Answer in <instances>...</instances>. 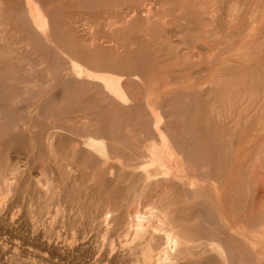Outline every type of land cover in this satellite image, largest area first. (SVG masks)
I'll list each match as a JSON object with an SVG mask.
<instances>
[{
    "label": "rangeland",
    "instance_id": "obj_1",
    "mask_svg": "<svg viewBox=\"0 0 264 264\" xmlns=\"http://www.w3.org/2000/svg\"><path fill=\"white\" fill-rule=\"evenodd\" d=\"M7 1L10 11L2 15L0 19V178L6 176L8 185L12 184L9 186L14 188L9 190V194L5 195V198L7 196L5 202L0 204V264H42V262L43 264H62V262L63 264H113L109 256L115 251L118 255L123 252L122 264H135V257L133 258L131 254L134 251L133 244L128 246L125 243L129 236L123 230L113 232L112 229L108 230L110 227L106 224L101 225L103 216L113 209V203L117 201L120 204L118 213L126 209L146 212L150 208L148 204L163 194L167 196H165L166 204L171 212V219L174 218L173 220L191 238L201 239L200 247L197 244L198 248L196 244L191 247L184 246L176 257V260H179L176 264H202L203 262V264L215 262H217L215 264H228L230 261L229 264H260L259 255H255L256 252L249 246L250 243L244 244L233 238L226 226L222 224L220 217L216 218V215L219 216L218 210L215 208V203L210 200L208 192L214 195L216 190V180L210 175L217 176L219 168L217 156L220 130L225 127L229 131L226 140L228 146L235 144L236 138L239 137V134H234V126L230 122L220 125L217 118L222 114L229 116L230 113L226 111H230V105L236 99L238 113L236 116L241 115L244 119L246 116L256 117L250 124L242 120V127L239 126L238 130H242L243 133L248 129L252 131L255 135L253 143L256 146L264 141V133L255 134L262 126L259 127L260 118L253 113L254 108L258 106L253 99L264 97V0H154L156 7L149 21L137 23V26L133 25L127 31L115 35L119 49L117 45L103 46L98 43L103 48L95 50L101 58H110L108 61L119 67L122 66L123 70L120 68L111 70L117 75L124 74L126 68L128 69L126 73L129 75L136 74L140 70H134L136 68L132 66L135 63L145 65L143 66L145 69L149 68L148 66L154 68L149 75L145 74V69L138 73L142 75L144 72L142 76L134 75L135 83L130 75V80L128 78L125 82V98L104 91V85L97 78L90 79L87 76L78 78L74 73L73 64L69 60L62 59L63 57L57 62L60 67L57 63L54 64L55 66L52 65L53 61L45 62L47 58H50L49 52L38 40L28 38L27 33L22 32L26 29L19 21L22 12L14 10L19 0ZM42 1L45 5L50 4L49 7L52 9L55 8L53 11L47 6L43 9L44 12L49 9V12L47 11L49 15L47 12L45 15L50 25H47L49 29L48 27L46 29L55 31L58 37L57 46H60L61 53L69 50L73 45L75 51H81L80 49L85 45L82 48L84 54L87 59H93L96 52L94 49H89L90 43L86 40L91 39L92 36L97 39L107 37V40H110L106 32L109 28L102 20L111 13L114 16L130 13V10L126 11V9L130 7L133 0ZM140 1L143 3L145 0ZM113 4L116 6L113 7ZM56 14L59 16L57 17ZM23 16L26 17V14ZM123 27L128 28L127 24ZM162 48L165 49L162 50ZM213 52L216 55H213ZM52 55L51 57L54 58L53 53ZM162 61L165 62L164 65ZM90 66H92L90 62H87L86 70ZM130 68L136 73H131ZM94 70L100 73L96 72V77L105 76L103 72ZM117 71L121 73L118 74ZM136 76H138L137 79ZM148 87L150 92L145 90ZM149 104L155 106L151 107ZM240 112L242 114H239ZM261 115H264V112H260ZM100 130H104L102 134ZM53 132H59V136L48 140ZM206 135L207 138H204ZM161 136H165L166 143L173 153V159L170 158V160L168 157L166 159L168 165L175 166L170 174L163 173L165 169L160 170L156 165L151 164L146 153V149L153 145L161 148ZM89 138H91L90 141L92 140L91 143ZM86 140L88 142L85 143L88 145L86 149L95 147L93 143L96 142L95 140L100 141L96 144L102 143L99 146L108 144L116 159L104 162L102 147L98 146V148L97 145L96 148L88 149V151L91 150L89 153L92 157L88 151L85 156L79 153L82 149L84 150L79 143L83 141L81 146L85 145ZM19 141L29 146L23 143L21 146ZM12 144L17 145L15 147H19V150L13 148ZM254 145L250 147L243 145L242 149L249 152L248 149ZM30 146L31 150H28ZM21 147H24L23 149L28 147L25 149L28 153L27 151L22 153ZM99 152H102V155H98ZM95 153L102 157L95 159L97 156ZM140 171L143 173L141 174ZM139 174H144L141 178L148 182L152 180L151 184L155 187L150 182L141 180ZM145 174L148 176L145 177ZM40 180L44 183L43 187L40 186L42 189L35 187V182ZM242 185L245 187V184ZM49 187L52 191L46 210L41 203L45 199L39 201L37 196L40 191L44 193ZM143 187L145 193L142 192ZM206 193L208 196L205 195ZM256 196L257 194L254 193L253 201L251 199V202L245 205L244 211L237 212L246 218V222L242 223L243 228L253 224L258 225L260 222L257 220L264 217V205L257 202ZM239 206L242 207V205ZM33 209L37 211V215H41V218L29 215ZM241 211L243 213H240ZM214 217L217 220H213ZM53 221L56 222L55 227ZM218 222L222 225L221 229ZM211 224L214 229H209L210 226L212 227ZM50 227L52 228L49 229ZM201 230L206 235L203 236ZM209 233L218 239L208 236ZM44 235L47 236L46 241ZM40 237L44 242L39 239ZM207 237H210V240L205 244ZM50 240L53 242L51 243ZM70 241L73 244H70ZM210 241L211 243L218 241L216 244L221 246L213 243L218 246L216 247ZM209 244L216 247L215 249L218 248L219 251L212 249ZM73 245H75L74 248ZM205 245L209 246L212 252ZM202 247L206 250L203 251ZM131 249L133 251L129 252ZM208 249L211 253L209 251L207 253ZM220 249L223 251L221 252ZM110 250L113 252L111 253ZM196 250L197 254L194 255ZM198 252H203L205 255L201 256ZM216 252L221 254L222 259ZM126 253L130 254L124 255ZM223 253L226 257L222 255ZM217 255H219L217 258L224 262L217 261L215 257ZM227 257L230 260H227ZM254 258H257V262Z\"/></svg>",
    "mask_w": 264,
    "mask_h": 264
},
{
    "label": "bare ground",
    "instance_id": "obj_2",
    "mask_svg": "<svg viewBox=\"0 0 264 264\" xmlns=\"http://www.w3.org/2000/svg\"><path fill=\"white\" fill-rule=\"evenodd\" d=\"M42 0H19V4L16 8H14V10H19L22 12V14L19 16L21 20L20 23L21 25L24 24L25 26V31H22V32H25L27 33V36L28 38L30 37L31 39H36L38 40L40 43H42L41 46H43V48L45 50H47L49 52V55H50V58H47V60H45V62L47 61L48 63H50L51 61H53V64L54 65L55 63L58 62V59L62 58V59H66V60H69L74 66V73H76V75L78 76V78H82L84 76H87L89 77L90 79H94V78H97V80H100L101 83L104 85V88L103 90L112 95H117L118 97H122V98H125L126 96V87H125V82L128 80V78L130 77V75H132V79H133V76L138 74L140 71H143L145 68L143 66L145 65H142V64H137L135 63L132 67H135L136 69L134 70H137L139 72H135L134 70H132L130 68V72L131 73H136V74H128L126 73V70L128 71V69H124V74H120L121 71L123 70L121 67H119L117 64L113 63V62H110L108 61L109 59H103L101 58L97 52L95 50H101L103 47L102 46H99L98 43H100V45L102 44L103 46L105 44L107 45H111V46H114L117 45V48L119 49V46H118V43L115 41V35L119 34V32H125L127 31V29H129L131 26L133 25H136L137 26V23H140L142 21H146V20H150V18L152 17L151 13L152 11L155 9L156 7V2L154 0H145L143 3L140 1V0H133L130 7H128L126 9V11H129L130 10V13L127 12L124 13V14H118V16H114L112 15H107L102 21H105L107 24V28H109V31H106L107 32V35L110 37L109 39L110 40H107L108 38L107 37H103L101 39H97L96 37L92 36L90 37L91 39L89 40H86V41H89L90 45L88 46L89 49H94V51L96 52L94 55H93V59H87L86 57V54H84L83 52V46L80 50L81 51H75V47L73 45L72 48H70L69 50H66L64 52L61 53L60 51V46L58 47L57 46V41H58V37L55 35V31L54 30H47L46 28L50 25L48 23V18H46L47 16L45 15L46 12L49 10V9H46V12H44L45 10L43 8H45L46 6L49 7V5H46L43 4L41 2ZM47 1V0H46ZM57 1V0H56ZM67 1V0H66ZM72 2V1H71ZM83 2V1H82ZM94 2V1H93ZM121 2V1H120ZM101 3V2H100ZM52 4V3H51ZM59 4V3H58ZM93 4V3H92ZM74 5V4H73ZM106 5V4H105ZM54 6V5H52ZM103 7V5H101ZM116 5L113 4V7H115ZM58 7V6H57ZM62 7V6H61ZM51 8V7H49ZM60 8V7H59ZM118 8V7H117ZM52 9V8H51ZM50 9V10H51ZM55 10V8H53ZM52 9V11H53ZM121 9H124V8H121ZM13 10V9H12ZM7 11H10V7H9V4H8V1L7 0H0V19L2 17V15L6 14ZM51 11V12H52ZM125 11V12H126ZM25 12V13H24ZM49 12V11H48ZM47 12V14L49 15V13ZM116 12V11H115ZM105 13V12H104ZM15 14V13H14ZM26 14V17H24L23 15ZM53 14V13H52ZM55 14V13H54ZM19 15V14H17ZM51 15V13H50ZM57 15V14H56ZM52 16V15H51ZM59 15H57L58 17ZM67 16H71V15H68ZM210 16V15H209ZM16 17V16H15ZM49 17V16H48ZM64 17V16H63ZM66 17V16H65ZM75 17V16H74ZM72 17V18H74ZM77 17V16H76ZM79 17V16H78ZM100 17V16H99ZM18 18V17H17ZM24 18V19H23ZM50 18V17H49ZM84 18V16H83ZM82 18V19H83ZM87 18V17H86ZM97 18H98V15H97ZM232 18V17H231ZM28 19V20H27ZM67 19V18H66ZM69 19V18H68ZM77 19V18H76ZM80 19V17H79ZM81 19V20H82ZM88 19V18H87ZM92 19V17H91ZM17 20V21H18ZM70 20V19H69ZM68 20V21H69ZM73 20V19H72ZM75 20V19H74ZM86 19H84L85 21ZM230 20V19H229ZM232 20V19H231ZM16 21V22H17ZM54 21V20H53ZM234 21V20H233ZM92 22V21H91ZM57 23V22H56ZM55 23V24H56ZM65 23V22H64ZM71 23V22H69ZM79 23V22H78ZM166 23V22H165ZM230 23V22H229ZM254 23V22H253ZM77 24V23H76ZM84 24V23H83ZM82 24V26H83ZM90 24V23H89ZM87 24V25H89ZM92 24V23H91ZM128 26V28H125L123 27V25H126ZM228 24V23H227ZM0 25H1V22H0ZM48 25V26H47ZM70 25V24H69ZM69 25L67 27H69ZM86 25V26H87ZM94 25V24H93ZM103 25V24H102ZM52 26V25H51ZM72 26V25H71ZM77 26V25H76ZM99 26V25H98ZM258 26V25H257ZM21 27V26H20ZM66 27V28H67ZM56 28V27H55ZM71 28V27H70ZM73 28V27H72ZM99 28V27H98ZM105 28V29H107ZM202 28V27H201ZM18 29V28H17ZM20 29V28H19ZM24 28H22L23 30ZM49 29V27H48ZM93 29V28H92ZM171 29V28H170ZM169 29V30H170ZM68 30V28H67ZM74 30V29H72ZM87 30V29H86ZM91 30V29H90ZM104 30V29H103ZM108 30V29H107ZM167 30V29H166ZM73 32V31H72ZM88 32V31H87ZM86 32V33H87ZM91 32V31H90ZM170 32V31H169ZM81 33V32H80ZM93 33V31H92ZM74 34V33H73ZM167 34V33H166ZM76 35V34H75ZM82 35V34H81ZM92 35V34H91ZM96 35V34H95ZM78 36V35H77ZM87 36V35H86ZM157 36V35H156ZM22 37V36H21ZM25 37V36H24ZM66 37V36H65ZM82 37V36H81ZM84 37V36H83ZM80 38V37H78ZM88 38V37H87ZM165 38V37H164ZM168 38V37H167ZM9 39V38H8ZM23 39V38H22ZM30 39V42H32ZM16 40V39H15ZM3 41V39H2ZM6 41V40H5ZM65 41V40H64ZM85 41V42H86ZM8 42V41H7ZM114 42H116L115 44H113ZM157 42V41H156ZM3 43V42H2ZM24 43V42H23ZM26 43V42H25ZM24 43V44H25ZM39 43V44H40ZM249 43V42H248ZM5 44V43H3ZM18 44V43H17ZM65 44V43H63ZM62 44V45H63ZM1 45V43H0ZM34 46V45H33ZM40 46V45H39ZM193 46V44H192ZM202 46V45H201ZM102 47V48H101ZM199 47V46H198ZM100 48V49H99ZM193 48V47H192ZM165 49V48H162V50ZM107 50V49H106ZM114 50V49H113ZM148 50V49H147ZM161 50V51H162ZM206 50V49H204ZM43 51V50H42ZM164 51H167V50H164ZM46 52V51H45ZM44 52V53H45ZM105 52V51H104ZM52 53L54 54V58H52L51 56ZM114 53V52H113ZM212 53V52H210ZM43 54V53H42ZM161 54V53H160ZM215 53L213 52V55ZM216 55V54H215ZM46 56H48L46 54ZM238 56V55H237ZM241 56V55H240ZM142 57H143V54H142ZM175 57V56H174ZM183 57V56H182ZM239 57V56H238ZM129 58V57H128ZM146 58V56H145ZM149 58V57H148ZM172 57H170L171 59ZM195 58V57H194ZM211 58V57H210ZM233 58V57H232ZM243 58V57H242ZM151 59V57H150ZM88 60V61H87ZM154 60V59H153ZM174 60V58H173ZM165 61V60H164ZM166 61H168L166 59ZM165 61V62H166ZM171 61V60H170ZM87 62H90V64L92 66L89 67V69L86 70V66L85 67V64ZM149 62V60H148ZM163 65H164V63ZM229 62V61H228ZM147 63V62H146ZM150 63V62H149ZM137 64V65H136ZM153 64V63H152ZM160 64V62H159ZM56 65V64H55ZM54 65V66H55ZM70 65V64H69ZM149 65V64H147ZM162 65V64H161ZM42 66V65H41ZM57 66L60 67V65H58L57 63ZM56 66V68H57ZM66 66V65H65ZM159 66V65H158ZM58 67V68H59ZM94 67V68H93ZM149 68L146 67V69L144 70V72L146 71L145 74L148 73V75L150 74V72H153L154 68L148 66ZM163 67V66H162ZM54 68V67H53ZM122 69L120 72L117 71L118 74L120 75H117L116 72L113 73V71L111 70H117V69ZM60 69V68H59ZM59 69H58V72H59ZM94 69L98 70V71H101V73L103 72V74H105V76H100V77H96L97 75L96 72ZM233 70V69H231ZM61 71V70H60ZM65 71V70H64ZM133 71V72H132ZM143 72V73H144ZM30 73V72H29ZM54 73V72H53ZM98 73V72H97ZM142 73V75H143ZM162 73V72H161ZM93 74L95 76H93ZM100 74V73H98ZM102 74V75H103ZM56 75V74H55ZM70 75V74H68ZM75 75V77H76ZM140 74H138L139 76ZM140 75V76H142ZM163 75V74H162ZM171 75V74H170ZM50 76V75H49ZM58 76V75H57ZM74 76V75H73ZM138 76H136V79L138 78ZM135 77V76H134ZM145 77V76H143ZM177 77V76H176ZM78 78L76 79L78 81ZM161 78V77H160ZM65 79V78H63ZM75 79V78H73ZM84 79V78H83ZM68 80V79H67ZM66 80V81H67ZM82 80V79H81ZM130 80V78H129ZM135 79H133V82H134ZM143 80V79H142ZM70 81V79H69ZM72 81V80H71ZM83 81V80H82ZM92 81V80H91ZM90 81V83H91ZM136 81V80H135ZM145 81V79H144ZM149 81V80H148ZM74 82V80H73ZM93 82V81H92ZM135 83V82H134ZM97 84V83H96ZM99 84V83H98ZM137 84V83H136ZM145 84H147L145 82ZM157 84V83H155ZM71 85V84H70ZM69 85V86H70ZM73 85V83H72ZM154 85V84H152ZM92 86H93V83H92ZM98 86V85H97ZM101 86V85H100ZM143 87V85H141ZM146 86V85H145ZM149 86V85H148ZM158 86V85H156ZM99 87V86H98ZM102 88V87H101ZM100 88V89H101ZM151 88V87H150ZM97 89V87H96ZM144 89V88H143ZM147 90V92H150V89L148 87V89H145ZM105 92V93H106ZM40 93V92H39ZM104 93V94H105ZM255 97V96H254ZM117 98V97H116ZM255 104H257L258 106L256 108H254L253 110V113H254V116H257L259 117V127L262 126V128H260V130L258 132H256L255 134L259 135V134H263L264 133V115H261L260 116V112H264V97H261V98H255L253 99ZM154 101V100H153ZM156 101V100H155ZM158 101V100H157ZM116 102V101H115ZM122 102V101H121ZM136 102V101H135ZM139 103V102H138ZM153 103V102H152ZM151 103V104H152ZM157 103V102H156ZM151 104H149L151 106ZM26 105V104H25ZM145 105V104H144ZM152 106H155V105H152ZM151 106V107H152ZM161 106V105H160ZM218 106V105H217ZM230 111H226V112H229V116H225L224 114L222 115H218L217 118H218V121H219V124L220 125H223V124H227V122H230L233 126H234V134H239V137L236 138V142L235 144H232L231 146H228L226 140H227V135L229 133V131L227 129L222 128L219 132V144H218V163H219V168L217 169L218 172L216 173L217 176H213L212 174L210 175L211 177H213L216 183V187H215V193L214 195L211 193V192H208L209 193V198L211 201H213L216 205V209L218 210L217 211V214H219V216L216 215V218L217 217H220L221 219V222L224 226H226V229H228V231L230 232V234L233 236V238H236L238 239L239 241L243 242L244 244L245 243H250L249 246L252 247V249L256 252L255 255H259L258 257V261L260 264H264V220L263 218L264 217H260L259 220H257V222H260L258 225H254L253 222L252 224L253 225H250V227L248 228H243V221L246 220V218L242 215V214H238V210H242L244 211L245 210V205L249 202H251L250 200L252 199L253 201V195L254 193L257 194L256 196V200L257 202L260 203V205H264V141L263 143H260V145H257L256 144L254 145L253 141L255 140V135H253V132L250 131L249 129L246 130L244 133L242 130H238L239 126L242 125V120L246 123V124H250L256 117L253 118V115L252 116H246L245 119L239 115V116H236V114H238L236 111H237V99L235 100L234 103H232L230 105ZM262 107V108H261ZM143 108V107H142ZM141 108V109H142ZM146 108V107H145ZM222 108V107H221ZM159 109V108H158ZM146 110V109H145ZM226 110V109H224ZM218 113V112H217ZM151 114V113H150ZM239 114H242V112H240ZM263 114V113H262ZM228 115V114H227ZM152 116V115H151ZM21 123V122H20ZM229 123V124H230ZM154 124V123H153ZM152 124V125H153ZM162 125H165V124H162ZM242 127V126H241ZM257 127V126H256ZM258 127V128H259ZM12 128V127H11ZM220 128V127H219ZM17 129H18V126H17ZM105 129V128H104ZM19 130V129H18ZM98 131V130H97ZM104 131V130H102ZM102 131L100 130L101 134H102ZM231 131V130H230ZM47 134V133H46ZM148 134V133H147ZM20 135V134H19ZM49 135V134H48ZM98 135V134H97ZM210 135V134H209ZM51 136V137H50ZM49 136V139L50 140L51 138L55 139L59 136V132H53L51 133ZM103 136V135H101ZM29 137V136H28ZM61 137V135H60ZM165 137V136H164ZM161 136L160 140L162 142V144L160 143V146L161 148L159 147H156V145H153L151 147H149L148 149H146V153L148 154V161L153 164V165H156L160 170H163L165 169L163 173L165 174H170L171 172H173V170L175 169V166L174 165H168L166 163V159L167 157L170 159H173V153L171 151V149L169 148L168 144L166 143V140L165 138ZM17 138V137H15ZM96 138V137H95ZM204 138H207V135L204 136ZM28 139V138H27ZM91 138H89V143H91L90 141ZM93 139V138H92ZM98 139V138H97ZM100 139V137H99ZM13 140H15L13 138ZM13 140H11L12 142H14ZM32 140V139H31ZM257 140V139H256ZM27 141V140H26ZM25 141V143H27ZM96 142H98L99 140H95ZM141 141V140H140ZM243 141H245L243 143ZM20 142V141H19ZM82 144H83V141H81ZM81 142L79 143V146L81 148L84 147V150L82 149V152L79 151V153L83 154L84 156L87 155V152L88 149H92V148H96V145L97 147L99 146V144H102V143H99V144H96V142H93L95 144V147H92V148H88L86 149V145L88 142L86 140V142H84L85 145H82L81 146ZM100 142V141H99ZM145 142V141H144ZM21 143V142H20ZM23 143V141H22ZM22 143L20 144L22 146ZM50 143V142H49ZM8 144V143H7ZM17 144V143H15ZM24 144V143H23ZM93 144V145H94ZM4 145V144H3ZM13 145V148H16L14 144ZM19 145V143H18ZM19 145V146H20ZM24 145H27V144H24ZM23 145V146H24ZM39 145V144H38ZM91 145V144H89ZM92 145V146H93ZM243 145H248L249 147L254 145L253 147H251L249 152L246 150V149H242ZM5 146H7L5 144ZM29 146V145H27ZM49 146V144H48ZM77 146V145H75ZM247 146V147H248ZM38 147V146H37ZM91 147V146H90ZM100 148L102 147V151H103V155H104V162L106 161L109 162L110 160L112 159H116V157H114L113 153L111 152L110 150V147L108 146V144L104 143L102 146L100 145L99 146ZM98 147V148H99ZM255 147V148H254ZM4 148V147H3ZM19 147H17L16 149H18ZM24 147H21V151L23 153V151H27L25 149H27L28 147H25V149H23ZM246 148V147H245ZM23 149V150H22ZM31 150V146L30 148H28V150ZM19 150V149H18ZM74 150V149H73ZM94 150V149H93ZM20 151V152H21ZM72 151V150H71ZM91 150L88 151V154H90ZM96 151L98 152V150L96 149ZM24 152V153H25ZM28 153V151H27ZM30 153V152H29ZM93 153V152H91ZM252 153V154H251ZM1 154V153H0ZM82 155V156H83ZM91 155V154H90ZM95 155H97L95 153ZM94 155V157H95ZM98 155H102V152ZM97 155V156H98ZM95 159L99 158V157H102V156H98ZM92 157V155H91ZM79 160L81 158V155L78 156ZM88 158V157H87ZM19 159V158H18ZM91 159V158H90ZM94 158H92L93 160ZM170 159V160H171ZM82 160V159H81ZM100 160V159H99ZM18 161V160H17ZM98 161V160H97ZM95 161V162H97ZM103 161V159L101 160ZM117 161H119L117 159ZM147 161V162H148ZM68 162V161H67ZM94 162V160H93ZM100 164L103 163V162H99ZM98 163V164H99ZM171 163V162H170ZM97 164V163H96ZM97 164V165H98ZM99 164V166H101ZM142 164V163H141ZM129 165V164H128ZM130 166V165H129ZM134 166V165H132ZM69 167V166H68ZM94 167V166H93ZM109 167V166H108ZM113 167V166H112ZM156 167V168H157ZM147 168V167H146ZM105 169V168H103ZM114 169V168H113ZM158 169V170H159ZM119 171V170H118ZM117 171V172H118ZM122 171V170H121ZM147 171V170H146ZM210 171V170H209ZM14 172V171H13ZM138 172V171H137ZM141 174L143 173V171H140ZM149 172V170H148ZM152 173V172H151ZM14 174V173H13ZM107 174V173H106ZM135 174V173H133ZM137 174V173H136ZM139 174V177L143 178L144 174L141 175ZM215 174V175H216ZM16 175V174H15ZM127 175V174H126ZM141 175V176H140ZM149 175L152 177V174L149 173ZM20 176V175H19ZM122 176V175H121ZM120 176V177H121ZM136 176V175H134ZM148 174L146 175L145 174V177H147ZM149 176V177H150ZM17 177V175H16ZM14 176V178H16ZM148 177V180L151 178ZM13 178V179H14ZM141 180H145V182L147 181L146 179H142ZM129 179V178H127ZM132 179V178H131ZM136 179H137V176H136ZM211 179V178H210ZM244 179V180H243ZM25 180V179H24ZM23 180V181H24ZM28 180V179H26ZM67 180V179H66ZM135 180V179H133ZM243 180V181H242ZM16 181V179H15ZM139 181V180H138ZM159 181V180H158ZM210 181V180H209ZM208 181V182H209ZM11 182V181H10ZM29 182V181H28ZM144 182V183H145ZM148 182V181H147ZM150 184L152 182V180H149ZM148 182V183H149ZM207 182V183H208ZM31 183H32V180H31ZM30 183V184H31ZM110 183V182H109ZM114 183V182H113ZM143 183V184H144ZM153 183V182H152ZM15 185V183H13ZM34 184V183H33ZM35 187L37 186L38 188L42 189V187L44 186V183L40 180V181H36L35 182ZM49 184V183H47ZM155 184H157V182H155ZM242 184H245V187H242L243 185ZM10 186H12V184H9ZM8 185V182H7V177L4 176L3 178H0V204L1 203H4L5 202V195L9 194V190L11 188H14V187H11ZM13 185V186H14ZM43 185V186H42ZM146 185V183L144 184ZM152 185V184H151ZM19 186V185H18ZM28 186V184L26 185ZM42 186V187H40ZM147 186V185H146ZM145 189H148V187ZM150 186V185H149ZM153 187H155L154 185H152ZM33 187V186H32ZM34 187V188H35ZM112 187V185H111ZM142 189V192L145 193V189ZM152 187V188H153ZM20 188V186L18 187ZM30 188V187H29ZM32 188V189H34ZM150 188V187H149ZM21 189V188H20ZM164 189V188H163ZM13 191V190H12ZM19 191V189H18ZM28 191V190H27ZM52 191V188L49 187L46 191L43 192H39L38 196L37 194H35V196H37L38 200H43V198L45 199L44 201H41V203L43 204L44 206V209L47 208L48 206V201L50 200V193ZM149 191V190H148ZM152 191V189L150 190ZM154 191V189H153ZM11 192V191H10ZM25 192V190H24ZM12 193V192H11ZM17 193V192H16ZM20 193V192H19ZM141 193V192H140ZM149 193V192H148ZM155 193V192H154ZM166 193V192H165ZM168 193V192H167ZM11 195V194H10ZM50 195V196H49ZM116 195V194H115ZM205 195L208 196V194L206 193ZM211 195V196H210ZM166 194H163L162 196L159 195V198H156L154 200H152V202L150 204H148L150 206L149 209H147L148 211L146 212H139V211H131L130 209H126L125 211L123 212H119V207H120V204L117 202H114L113 203V209L112 210H109L103 217V220L101 222V225L102 224H106L107 226H109L110 228H108V230L112 229L113 232H118L120 230H123V232H125L127 234V236H129V239L126 240L125 243L128 244H133L132 245V249L134 250H130L129 252L133 251L131 254L135 260V264H176V261H179L178 259L176 260V257L179 256L178 254L182 251V248L184 246H187V247H191L192 245H197L199 244V242L201 241V239H193L191 238L189 235H187L184 231V229H182L181 226H179L173 219H171L170 216L171 215V212H169V208H167L168 204H166ZM206 196V197H207ZM171 198V197H170ZM208 198V199H209ZM213 198V199H212ZM13 199V198H12ZM148 199V198H147ZM153 199V198H152ZM11 200V198H10ZM37 200V201H38ZM170 200V199H169ZM14 201V200H13ZM137 201V200H136ZM139 201V200H138ZM137 201V202H138ZM180 201V200H179ZM207 201V200H206ZM210 201V202H211ZM20 202V201H19ZM183 202V201H182ZM256 202V201H255ZM9 203V202H8ZM13 203V202H12ZM40 203V204H41ZM149 203V202H148ZM170 203V202H169ZM172 203V202H171ZM253 203V202H252ZM41 204V205H42ZM137 204V203H136ZM177 204V203H176ZM179 204V203H178ZM258 204V203H257ZM9 205V204H8ZM18 205V204H17ZM209 205V204H208ZM213 205V204H212ZM211 205V206H212ZM239 205H242V207H240ZM10 206V205H9ZM12 206V205H11ZM10 206V207H11ZM21 206V205H20ZM128 206V205H127ZM145 206V205H144ZM148 206V207H149ZM171 206V204H170ZM176 206V205H175ZM251 206V205H250ZM259 206V205H258ZM38 207V205H37ZM182 207V206H181ZM206 207V206H205ZM264 207V206H263ZM5 208V207H4ZM9 208V207H8ZM36 208V207H34ZM40 208V207H39ZM137 208V207H136ZM141 208V207H140ZM145 208V207H144ZM196 208V207H195ZM212 208V207H211ZM12 209V208H11ZM43 209V210H44ZM125 209V208H124ZM142 209V208H141ZM207 209V208H206ZM205 209V210H206ZM209 209V208H208ZM1 210V209H0ZM35 209H33V211L31 210L29 212V215H36V216H39L37 215V211H34ZM47 210V209H46ZM123 210V208H122ZM187 210V209H186ZM194 210V209H193ZM203 210V208H202ZM12 211V210H11ZM41 211V210H40ZM60 211V210H59ZM240 212V213H243V212ZM1 212V211H0ZM20 212V211H19ZM24 212V211H23ZM43 212V211H42ZM201 212V211H200ZM204 212V211H203ZM212 212V211H211ZM219 212V213H218ZM16 213V212H15ZM25 213V212H24ZM41 213V212H40ZM48 213V212H47ZM205 213V212H204ZM245 213V212H244ZM247 213V212H246ZM50 214V213H49ZM58 214V213H57ZM56 214V215H57ZM211 214V213H210ZM216 214V213H215ZM258 214V213H257ZM25 215V214H23ZM47 214H45L46 216ZM212 215V214H211ZM41 216V215H40ZM39 216V218H41ZM58 216V215H57ZM21 217V216H20ZM59 217V216H58ZM94 217V216H93ZM102 217V216H101ZM181 217V216H180ZM210 217V216H208ZM247 217V215H246ZM252 217V216H251ZM24 218V217H23ZM52 218V217H51ZM57 218V217H56ZM178 218V217H177ZM203 218V217H201ZM207 218V217H206ZM259 218V217H258ZM32 219V218H31ZM34 219L35 216H34ZM199 219V218H198ZM197 219V220H198ZM215 219V217L213 218V220ZM218 219V218H217ZM215 219V220H217ZM37 220H39L37 218ZM55 220V219H54ZM256 220V219H255ZM13 221V220H12ZM36 221V220H35ZM57 221V220H56ZM93 221V219H92ZM194 221V220H193ZM192 221V222H193ZM199 221V220H198ZM55 222V221H53ZM200 222V221H199ZM203 222V221H202ZM201 222V223H202ZM209 222V221H208ZM213 222V221H212ZM216 222V221H215ZM246 222V221H245ZM256 222V221H254ZM27 223V222H26ZM38 223V222H37ZM179 223V222H178ZM198 223V222H197ZM32 224V223H31ZM200 224V223H198ZM213 224V223H212ZM211 224V225H212ZM218 224L220 225V223L218 222ZM4 225V224H3ZM20 225V224H19ZM22 225V224H21ZM56 225V222L54 224V227ZM181 225V224H180ZM197 225V224H196ZM203 225V224H202ZM248 225V224H247ZM245 225V226H247ZM5 226V225H4ZM8 226V225H7ZM11 226V225H10ZM25 226V224H24ZM33 226V225H32ZM90 226V225H89ZM192 226V225H191ZM201 226V225H200ZM205 226V224H204ZM207 226H208V223H207ZM206 226V227H207ZM221 227H219L220 229L222 228V225H220ZM37 227V225H36ZM3 228V227H2ZM35 228V227H34ZM52 227H50L49 229H51ZM187 228V227H185ZM193 228V227H192ZM203 228V227H202ZM209 228V227H207ZM213 228V225L212 227L210 226L209 229ZM224 228V227H223ZM20 229V228H19ZM27 229V228H26ZM55 229V228H53ZM197 229V228H196ZM214 229V228H213ZM225 229V228H224ZM223 229V230H224ZM225 229V231H226ZM24 230V228H23ZM47 230V229H46ZM45 230V231H46ZM190 230V229H189ZM193 230V229H192ZM204 230V229H203ZM207 230V229H206ZM221 230V231H223ZM251 230V231H249ZM53 231V230H52ZM57 231V229H56ZM111 231V230H110ZM191 231V230H190ZM189 231V232H190ZM194 231V230H193ZM197 231V230H195ZM200 231V230H199ZM26 232V231H25ZM30 232V231H29ZM49 232V235L51 230L48 231ZM85 232V230H84ZM192 232V231H191ZM202 232V230H201ZM204 232V231H203ZM202 232V233H203ZM206 232V231H205ZM57 233H60V232H57ZM197 233V232H196ZM214 233V232H213ZM18 234V233H17ZM45 234V232H44ZM48 234V233H47ZM219 234V232H218ZM222 234V233H221ZM224 234V233H223ZM227 234V233H226ZM225 234V235H226ZM26 235V234H25ZM48 235V236H49ZM59 235V234H57ZM65 235V234H64ZM73 236V234H71ZM191 235V234H190ZM206 235V233H203V236ZM208 235V234H207ZM216 235V234H215ZM45 236V235H44ZM53 236V235H52ZM56 236V235H55ZM61 236V235H60ZM111 236V235H110ZM109 236V237H110ZM195 236V235H193ZM208 236H212L213 239L217 238L213 235H209ZM43 237V236H42ZM50 237V236H49ZM58 237V236H56ZM62 237V236H61ZM74 237V236H73ZM72 237V238H73ZM126 237V236H124ZM45 238H47V236L44 237V240ZM59 238V237H58ZM70 237H68L69 239ZM199 238V237H198ZM208 240H206V242H204L205 244H207V242L210 240V237H207ZM206 238V239H207ZM24 239V238H23ZM41 239V237L39 238ZM49 239V238H48ZM57 239V238H56ZM67 239V238H66ZM110 239V238H109ZM127 239V238H126ZM218 239V238H217ZM220 239V238H219ZM43 239H41L42 241ZM43 240V242H44ZM55 240V239H53ZM53 240L51 241V243L53 242ZM70 240V239H69ZM74 240V239H72ZM106 240V239H105ZM125 240V239H124ZM212 240V238H211ZM46 241V240H45ZM59 241V239H58ZM61 241V240H60ZM67 241V240H66ZM77 240H75L76 242ZM116 241V240H115ZM118 241V240H117ZM215 241V240H214ZM216 244V242H214ZM39 242V241H38ZM55 242V241H54ZM57 242V241H56ZM63 242V241H62ZM65 242V240H64ZM74 242V243H75ZM29 243V242H28ZM41 243V242H39ZM46 243V242H45ZM47 243H50L47 241ZM73 244L72 241H70V244ZM77 243V242H76ZM115 243V242H114ZM124 243V245H126ZM211 243V241H210ZM213 243H211L212 245H214ZM221 243V241L219 242ZM44 244V243H43ZM42 244V245H43ZM56 244V243H55ZM58 244V242H57ZM60 244V242H59ZM67 244V243H66ZM69 244V242H68ZM67 244V245H68ZM69 244V245H70ZM123 244V242L121 243ZM203 244V243H201ZM48 245V244H47ZM53 245V244H52ZM106 245V244H105ZM113 245V244H112ZM209 244V246H212ZM216 245H220V244H216ZM214 245V246H216ZM223 245V244H222ZM50 246V245H49ZM61 246V245H59ZM59 246H55V247H59ZM65 246V245H64ZM77 246V245H76ZM121 247L124 248V246L120 245ZM127 246V245H126ZM127 246V247H128ZM204 246V245H203ZM207 246V245H205ZM207 246V247H209ZM216 246V247H218ZM221 246V245H220ZM219 246V247H220ZM247 246V245H246ZM17 247V246H16ZM41 247V246H40ZM63 247V246H62ZM66 247V246H65ZM75 247V245H73V248ZM82 247V246H81ZM111 247V246H110ZM116 247V246H115ZM199 247H200V244H199ZM215 247V248H216ZM223 247V246H222ZM28 248V247H27ZM48 248V247H47ZM61 248V247H60ZM64 248V247H63ZM109 248V247H108ZM113 248V247H112ZM126 248V247H125ZM194 248H196L194 246ZM197 248H198V245H197ZM196 248V249H197ZM203 248V247H202ZM201 248V250H202ZM213 246H212V249H215ZM246 248V247H245ZM110 249V248H109ZM115 249V248H113ZM189 249V248H188ZM187 249V250H188ZM200 249V248H199ZM209 249H211L209 247ZM209 249L207 250V253H209L210 251L212 252V249L209 251ZM225 249V246L223 248V250ZM233 249V248H232ZM5 250V249H4ZM42 250V249H41ZM52 250V249H51ZM70 250V249H69ZM76 250V249H75ZM78 250V249H77ZM121 250V249H120ZM119 250V251H120ZM129 250V249H127ZM126 250V251H127ZM193 250V249H192ZM195 250V249H194ZM193 250V251H194ZM200 250V251H201ZM206 249L203 248V251H205ZM215 250H218L219 249H215ZM223 250L220 249V251L222 252ZM46 251V250H45ZM65 251V250H64ZM63 251V252H64ZM73 251V250H72ZM111 253L113 252V250H110ZM115 251V250H114ZM122 251H125V250H122ZM192 251V252H193ZM209 251V252H208ZM214 251V250H213ZM227 251V250H226ZM54 252V250H53ZM56 252V250H55ZM68 252V250H67ZM121 252V251H120ZM119 252V254H120ZM186 252V251H185ZM192 252H189L190 254H192ZM197 252V250L194 252V255L195 253ZM210 252V253H211ZM220 252V253H221ZM231 252V251H230ZM242 252V251H241ZM250 252V251H249ZM15 253V252H14ZM45 253V252H44ZM70 253H72L70 251ZM69 253V255H70ZM75 253V252H74ZM116 251L114 253L111 254V256H109L111 262L113 264H122L123 262V252L121 253V255H118V254H115ZM118 253V251H117ZM125 253V252H124ZM199 253V252H198ZM206 253V254H207ZM217 253V252H216ZM216 253L214 255H216ZM225 253V251H224ZM224 253L222 254L224 257H226L225 255L227 253ZM238 253V252H237ZM50 254V253H49ZM110 254V253H109ZM130 254V253H129ZM129 254H124V255H129ZM197 254V253H196ZM202 255H205L203 252L202 253H199ZM213 254V253H212ZM211 254V255H212ZM219 254V253H217ZM249 254V253H248ZM251 254V252H250ZM43 256V254H41ZM48 256V254H45ZM72 255V254H71ZM221 256V254H219ZM215 256L216 258L219 256ZM46 256V257H47ZM121 256H122V259H121ZM131 256V255H130ZM198 257V255H196ZM210 257V255H208ZM229 257V254L227 255ZM233 256V255H232ZM253 256V255H252ZM252 256H250L252 258ZM74 257V256H73ZM125 257V256H124ZM127 257V256H126ZM129 257V256H128ZM204 257V256H203ZM213 259H214V256L212 255ZM227 257V260H230V258L228 259ZM255 257V256H254ZM3 258V256H2ZM12 258V257H11ZM106 258V257H105ZM130 258V257H129ZM127 258V259H129ZM133 258H131L133 260ZM194 258V256H193ZM199 258H202L199 256ZM232 258V257H231ZM48 259V258H47ZM211 259V258H210ZM219 261L220 259L217 258ZM221 259H222V256H221ZM225 259V258H224ZM256 259V262H257V258H254V260ZM4 260V258H3ZM122 260V262H121ZM131 260V261H132ZM133 260V261H134ZM186 260V259H185ZM196 260V259H195ZM201 260V259H200ZM207 260V259H206ZM215 260V259H214ZM236 260V259H235ZM247 260V259H246ZM51 261V259H50ZM54 261V260H52ZM205 261V260H204ZM209 261V259H208ZM212 261V259L210 260V262ZM221 261V260H220ZM252 261V260H251ZM1 262V261H0ZM106 262V261H104ZM190 262V261H189ZM195 262V261H194ZM206 262V261H205ZM221 262H224V261H221ZM231 262V261H230ZM229 262V263H230ZM233 262V260H232ZM235 262V261H234ZM37 263V262H36ZM107 263H108V260H107ZM179 263V262H178ZM185 263V262H184ZM200 263V262H199ZM204 263V262H203ZM202 263V264H203ZM209 263V262H208ZM217 263V262H215ZM214 263V264H215ZM228 263V264H229ZM239 263V262H238ZM2 264V263H1ZM43 264V262H42ZM63 264V262H62ZM109 264V263H108ZM132 264V263H131ZM182 264V263H181ZM194 264V263H193ZM201 264V263H200ZM206 264V263H205ZM221 264V263H220ZM223 264H226V263H223ZM235 264V263H234ZM253 264V263H252ZM255 264V263H254Z\"/></svg>",
    "mask_w": 264,
    "mask_h": 264
}]
</instances>
